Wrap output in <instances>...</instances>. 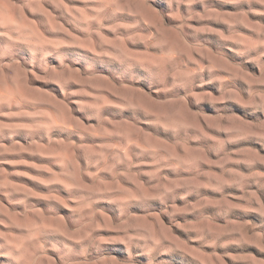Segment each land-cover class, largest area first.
I'll return each instance as SVG.
<instances>
[{"label": "clouds", "instance_id": "9594fccd", "mask_svg": "<svg viewBox=\"0 0 264 264\" xmlns=\"http://www.w3.org/2000/svg\"><path fill=\"white\" fill-rule=\"evenodd\" d=\"M161 2L0 0V264H264V0Z\"/></svg>", "mask_w": 264, "mask_h": 264}, {"label": "rangeland", "instance_id": "374dc122", "mask_svg": "<svg viewBox=\"0 0 264 264\" xmlns=\"http://www.w3.org/2000/svg\"><path fill=\"white\" fill-rule=\"evenodd\" d=\"M153 2L156 4L157 7H161V8H164V5L162 4L161 0H153ZM216 7L218 8H221V9H225V10H234L233 9V5H230V4H216L215 5ZM258 6V5H257ZM197 9L200 8L199 5H196L195 6ZM240 7H243V8H247L248 6L247 5H241ZM261 20H264V18H259ZM148 21H146V25H147ZM216 27H219V28H223V27H226V25H224L222 22H218L216 25ZM51 27L53 29V31L55 32V29H56V25L55 23H52L51 24ZM202 39H207L210 43H211V46L214 47V48H217V47H223L217 40L215 37H206V38H202ZM225 51H227L226 49H224ZM229 55H231V53H229ZM233 59H236V60H239L240 58L238 57H233ZM249 68L253 71H255L256 69L255 68H252V66L249 65ZM45 87H53V86H50V85H46ZM36 102H43L46 104V106H54L55 105V101L52 100V99H48L46 101H42V98H37V101ZM233 111H236L242 115H247L249 119H255L256 117L255 116H252L250 114H246L243 112V110L239 109L238 107L234 106V105H230L229 106ZM55 110V108H54ZM106 111H115V109L113 108H106L105 109ZM205 110L206 111H209L211 112L212 109L205 106ZM51 115V113L49 114ZM257 116L259 114H256ZM54 118V117H53ZM63 119H65L67 121V117H63ZM25 136H26V133L23 132V131H18L15 135V140L17 141H24L25 139ZM6 143H10V141L6 140L5 141ZM241 145H252L256 148H260V146L258 144H256V141L254 139H248V140H245V141H241L240 142ZM238 145H229V148H236ZM261 151H264V149H261ZM63 156L65 159H71V154L68 152V151H64L63 152ZM9 159H15L16 157L15 156H9L8 157ZM25 158L29 161H36V162H39V163H49L51 162L52 160L56 159V157L54 156H49L47 154H45V150L44 149H38V153L36 155H27L25 154ZM9 167L10 169L13 167L12 165H9L7 166ZM22 167V166H20ZM206 167V166H205ZM29 171H35L34 169H29ZM43 175H48V173H43ZM12 180L14 181H18V182H22L24 185H30V186H33L37 189H40L43 191H46V189L44 188L43 185H40L39 183L33 181V180H30L26 177H19V176H14V177H11ZM199 192H202V193H206L209 197H213V198H216L219 196L218 193L216 192H212L211 190L209 189H198ZM227 192L229 193H232V192H235L236 190L235 189H232V188H229V189H226ZM31 199L34 200L35 203H37L38 205H43V206H47V202L46 201H43V200H40V199H37L35 197H31ZM190 200H193L195 202V197H189ZM151 203H153V206L155 208H159V204L158 202L156 201H152ZM182 203V202H181ZM137 211L139 209H136ZM209 212H212L213 209L211 207H209L207 209ZM184 215L185 214H180V216L178 218H184ZM236 216H241V218H244V219H251L253 220L254 222H258V215L256 213H240V212H236L235 213ZM243 216H246V217H243ZM187 218L189 220H193L194 219V215H187ZM179 235L181 237H184L186 234L183 232V230L181 229H177L176 230ZM107 254H111V255H114L118 258H126V253L124 252L123 250V247L120 246V245H112V246H108L107 247ZM229 251H232V252H235V253H242V252H251L255 255H264V253H260L255 247L253 246H244L243 248H236V247H233L231 249H229ZM184 255L182 253H178L177 256H173V257H170V258H167V259H171L172 261V264H185V261L182 260L180 257ZM188 259H191V257H187ZM140 261H141V264H144V258L143 257H139L138 258ZM195 264H200L199 261H196ZM233 264H244L243 261H240V262H233Z\"/></svg>", "mask_w": 264, "mask_h": 264}]
</instances>
